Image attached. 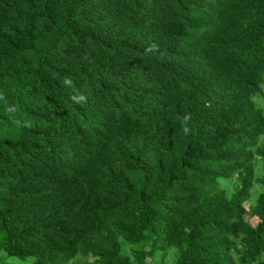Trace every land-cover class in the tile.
<instances>
[{"label": "trees", "instance_id": "1", "mask_svg": "<svg viewBox=\"0 0 264 264\" xmlns=\"http://www.w3.org/2000/svg\"><path fill=\"white\" fill-rule=\"evenodd\" d=\"M0 264H264V0H0Z\"/></svg>", "mask_w": 264, "mask_h": 264}, {"label": "rangeland", "instance_id": "2", "mask_svg": "<svg viewBox=\"0 0 264 264\" xmlns=\"http://www.w3.org/2000/svg\"><path fill=\"white\" fill-rule=\"evenodd\" d=\"M257 191H258V187H256V188L254 189V192H253V199L256 198V196H257ZM246 207L248 208V204H246ZM245 220H246V222H248V223H249L250 225H252V226H256L257 223H258V219L255 218V217L250 216L249 214H247V215L245 216Z\"/></svg>", "mask_w": 264, "mask_h": 264}]
</instances>
